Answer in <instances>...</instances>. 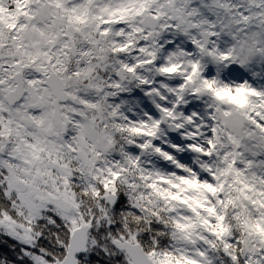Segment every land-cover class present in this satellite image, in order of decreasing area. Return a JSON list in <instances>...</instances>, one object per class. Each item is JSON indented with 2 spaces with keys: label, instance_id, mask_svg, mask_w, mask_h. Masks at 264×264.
Listing matches in <instances>:
<instances>
[{
  "label": "snow or ice",
  "instance_id": "snow-or-ice-1",
  "mask_svg": "<svg viewBox=\"0 0 264 264\" xmlns=\"http://www.w3.org/2000/svg\"><path fill=\"white\" fill-rule=\"evenodd\" d=\"M0 264H264V0H0Z\"/></svg>",
  "mask_w": 264,
  "mask_h": 264
}]
</instances>
